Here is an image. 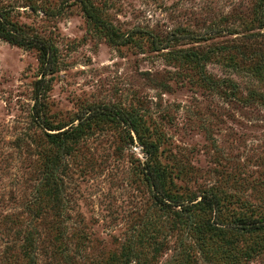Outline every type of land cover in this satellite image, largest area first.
Instances as JSON below:
<instances>
[{
	"label": "rangeland",
	"instance_id": "rangeland-1",
	"mask_svg": "<svg viewBox=\"0 0 264 264\" xmlns=\"http://www.w3.org/2000/svg\"><path fill=\"white\" fill-rule=\"evenodd\" d=\"M90 1L110 24L107 31L123 37L95 26L78 0H0L27 35L57 49L56 71L41 84L50 119L69 123L95 106L136 109L160 137L159 160L173 170L174 192L188 199L216 188L228 205L225 223L233 211L262 217L264 100L257 95H264V77L252 67L253 55L264 51L261 0ZM129 34L132 41L120 42ZM172 34L178 42L153 50L151 37ZM40 72L38 49L0 37V264L7 241L32 226L33 236H59L62 229L60 246L74 264H105L131 236L161 240L154 264H180L186 249L204 264L195 237L202 235L185 224L200 226L210 213L182 219L162 209L140 169L147 153L135 134L131 141L114 124L96 127L65 157L58 174L63 209L55 215L46 204L47 217L30 224L26 207L43 177L34 118ZM203 74L213 84H235L238 93L207 85ZM49 254H39L40 264H72ZM246 264H264V252Z\"/></svg>",
	"mask_w": 264,
	"mask_h": 264
},
{
	"label": "trees",
	"instance_id": "trees-1",
	"mask_svg": "<svg viewBox=\"0 0 264 264\" xmlns=\"http://www.w3.org/2000/svg\"><path fill=\"white\" fill-rule=\"evenodd\" d=\"M78 1L82 4L86 16L92 20L95 26L106 29V31L111 29L110 24L102 17L101 12L95 7L93 2L90 0ZM1 3L0 37L13 44L26 48H36L39 51L41 77L36 81L37 92L34 118L39 123L37 125L41 130V136L37 134L35 136H38V140L42 141L39 143V148H41L40 156L43 159V177L37 191L38 193L26 207V211L31 214V225H34L43 216L47 217L45 214L48 212L45 207L46 204L49 205L50 210H56L55 215L63 209L64 200L60 196V189L58 188L60 184L58 174L62 171L65 157L74 155L78 145L82 140L92 135L96 127L104 129L105 124H114V126L122 127L131 141L134 140L133 135L135 134L137 141L147 153L144 166L140 164V169L155 201L160 204L162 209L170 207L176 216L182 219L185 214L194 218L193 215L198 212L210 213L211 216L200 226L194 225L193 219L186 221L187 224H185L188 230L202 235L195 237L199 242L200 255L204 264H246L264 252V215L255 217L250 213L248 214L245 210L233 211L231 212V218H228L231 221L225 223L222 215L228 217L224 214L228 205L224 200L225 197L216 188L205 190L199 196L193 195L188 199L179 196L172 190L170 181L173 178V170L159 160L160 137L156 138L154 129L147 125L146 120L138 110L95 106L84 110L69 123H54L49 117L45 102H40V100L46 96V91L48 90L47 84L41 85L42 82L46 81L48 75L56 71L57 49L43 37L27 35L20 26L10 19V11ZM34 7L36 8V6ZM257 12L258 25H260L259 27H264V0L260 1ZM107 33L112 34L111 31H107ZM255 33L260 35V32ZM144 34L150 38L149 33L143 32L141 35L144 36ZM113 35H111L112 38ZM114 37H123V35L115 34ZM133 37V34H129L128 38H122L120 42L128 43L132 41ZM178 39L174 34L165 39L153 36L150 43L153 50L159 51L169 48L170 43L178 42ZM167 53L171 54L172 51L168 50ZM195 54L186 53L180 55L173 53L172 56L175 59L194 56L197 58L198 54ZM253 56L252 60H255L252 66L253 73L257 77L263 78L264 51L260 55L255 53ZM205 76L206 74H203L201 79L207 85L212 87L214 85L217 87L225 85V83L218 84L217 81L213 84L211 82L214 81L213 78L211 76L206 78ZM225 86L233 87V90L236 89L235 84L231 86L226 84ZM232 93L234 95L238 92L234 90ZM257 97L259 100H264L262 93L257 95ZM214 213L215 218L212 217ZM15 222L17 223V221ZM22 231L19 230V233ZM31 231L34 232V226H32V230L30 228L26 236H14L12 239H20L7 241L1 254L4 264H40L39 254L46 256L47 253H50L51 257L58 260L64 259L66 260L65 262L76 263L73 257L63 251L60 246V241L66 237L61 236L64 232L62 229H60L59 236L54 237L33 236ZM144 237L137 236L135 238L131 236L124 244L121 253L114 255L105 264H154L155 259L163 251L164 244L157 236ZM150 251H152V254H150ZM184 253V259L180 264H198L199 260L195 254L188 252L187 249ZM62 254L64 255L62 256Z\"/></svg>",
	"mask_w": 264,
	"mask_h": 264
}]
</instances>
